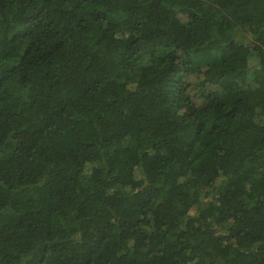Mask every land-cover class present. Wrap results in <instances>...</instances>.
Listing matches in <instances>:
<instances>
[{
	"label": "trees",
	"instance_id": "obj_1",
	"mask_svg": "<svg viewBox=\"0 0 264 264\" xmlns=\"http://www.w3.org/2000/svg\"><path fill=\"white\" fill-rule=\"evenodd\" d=\"M0 264H264V0H0Z\"/></svg>",
	"mask_w": 264,
	"mask_h": 264
},
{
	"label": "rangeland",
	"instance_id": "obj_2",
	"mask_svg": "<svg viewBox=\"0 0 264 264\" xmlns=\"http://www.w3.org/2000/svg\"><path fill=\"white\" fill-rule=\"evenodd\" d=\"M242 34H246V33H243V32L239 29L238 32H237V38H241V37H242ZM197 83H198V80L195 78L193 84H197ZM249 85L254 86L253 83H249ZM195 92H197V87H196ZM197 103L200 104V103H201V100H200V99L197 100Z\"/></svg>",
	"mask_w": 264,
	"mask_h": 264
}]
</instances>
